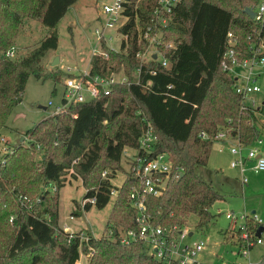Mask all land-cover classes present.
<instances>
[{
	"label": "trees",
	"instance_id": "16d2710c",
	"mask_svg": "<svg viewBox=\"0 0 264 264\" xmlns=\"http://www.w3.org/2000/svg\"><path fill=\"white\" fill-rule=\"evenodd\" d=\"M77 1L0 0V133L23 100L31 75L57 78L43 75L42 59L49 50L58 48L57 25ZM260 2L180 0L164 29L163 41L176 46L171 50L161 46L170 62L164 67L154 59L142 64L138 56L149 44L144 30L151 23L159 0H130L128 19L121 27L128 38L119 51L106 47L109 59L96 55L90 65L93 73L104 75L123 70L130 83L117 84L109 95L71 103L66 111L51 114L26 131L30 145L11 147L5 153L6 161L0 163V233L10 226L7 217L15 212L11 200L17 192V205L28 212L22 221L15 222L10 237L8 250L19 264L25 255L31 260L27 264H39L41 252L49 247L58 248L61 264H75L81 249L89 252V245L94 250L88 264H164L148 254L143 242L124 244L118 237L120 229L138 225V211L130 197L136 177L123 164V150L126 146H139L148 122L159 137L156 151L168 153L172 160L167 189L160 195H149L145 201L154 223L182 225L185 217L193 214L198 217L197 228L204 229L215 218L210 208L225 194L207 181L198 167L208 165L213 137L221 128H229L247 145L258 137L255 121L261 109L248 104L242 107V96L233 86L234 78L221 62L232 46L230 32L237 40L235 48L241 58L251 56L256 47L264 44V22L244 11L246 7L257 10ZM27 18L40 20L51 31L27 56L15 60L6 52L14 46ZM140 65L142 72L138 74L136 69ZM151 68H155V74L149 72ZM149 80L152 84L145 91L142 86ZM203 130L209 138L200 136ZM53 144V148H61L59 153H54ZM36 150L42 154L40 160L36 159ZM72 167L74 173H70ZM104 170H108L107 177L103 176ZM116 172L125 173L120 187L113 181ZM68 176L82 179L87 190L85 197H97L96 204L87 203L84 210L94 205L106 207L112 189L118 188L108 221L109 234L92 235L88 243L82 244L67 232L63 239L57 237V200ZM50 185L56 186L54 194ZM39 186H48L45 192L54 200L43 211L37 209L39 203L30 195ZM82 211L80 206L73 214L81 215ZM248 224L257 228L251 219ZM227 232L228 237H233L231 230Z\"/></svg>",
	"mask_w": 264,
	"mask_h": 264
},
{
	"label": "rangeland",
	"instance_id": "374dc122",
	"mask_svg": "<svg viewBox=\"0 0 264 264\" xmlns=\"http://www.w3.org/2000/svg\"><path fill=\"white\" fill-rule=\"evenodd\" d=\"M264 1V0H261ZM101 0H78L66 15L59 21L57 31L59 35V45L57 49L49 50L42 59L43 75H57V78H37L31 75L25 91L23 100L14 108L8 118L7 124L1 129L0 135L5 138L0 142V160L3 157V149L7 145L17 147L19 144L30 145V139L25 135L26 131L35 127L37 123L51 116L56 106L60 105L66 91L65 79L69 75L81 73L88 66V57L97 46V35L95 29L101 23L98 19ZM51 28L44 25L40 20L27 18L20 27V32L14 43L15 55L13 59H21L27 56L31 50L37 47L42 40L50 33ZM115 33V31H112ZM149 55V53H148ZM60 57V63L53 65L55 57ZM87 57L82 60V57ZM90 66V65H89ZM88 66V67H89ZM245 72V69L236 65L234 74ZM253 82L260 87V90L249 94L247 103L261 107L258 112L257 133L262 135L264 152V64L255 63L253 67ZM240 82H242L240 80ZM51 101V105H50ZM46 107V108H45ZM24 140L21 141L22 137ZM56 138L53 140L55 142ZM25 143V144H24ZM236 143L231 140L217 141L213 144L208 165L198 167V172L215 187L225 194V198L219 199L211 206L210 210L215 214V218L204 228L198 229V217L189 215L185 217V222L191 230L195 231L193 240L203 238L207 241V248L199 253V264H250L260 261L264 255V246L256 244L250 249V258L242 257L239 253L240 244L237 237H228L231 220L227 217L230 211L240 215L242 213L252 214L253 211L264 218V170H254L249 163L245 175L248 182L243 185L240 178V169L232 167L233 155L229 150V144ZM221 144L223 148L220 149ZM54 144L52 145L53 148ZM54 153H59L61 148L55 149ZM36 159L40 160V151H34ZM13 159V158H12ZM11 159V160H12ZM123 164L128 169L125 161ZM125 179V173L116 172L114 182L120 184ZM55 185H50V190L54 194ZM48 186H39L30 191V195L35 196L39 203L37 209L43 211L52 205L54 200L45 192ZM9 192V190H8ZM87 190L81 178L68 176L67 183L59 190V227L56 229L57 237H64L66 233L63 228L68 223L73 229L87 228L95 237L109 234V218L112 214L114 201L113 196L108 205L102 209L95 205L90 210H83L81 215H71L81 206ZM20 192L12 198V205L15 212L7 217L10 226L4 228V233H0V263L19 264L16 257H12L9 252L10 237L13 234L12 227L18 220H23L28 212L17 205ZM80 205V206H79ZM242 220L239 219L237 227ZM42 261L39 264H61L58 257V248L49 247L41 252ZM81 261L88 264L89 257L81 249ZM24 260V262H22ZM21 264H27L31 260L28 255L20 259Z\"/></svg>",
	"mask_w": 264,
	"mask_h": 264
},
{
	"label": "built area",
	"instance_id": "2783aa9c",
	"mask_svg": "<svg viewBox=\"0 0 264 264\" xmlns=\"http://www.w3.org/2000/svg\"><path fill=\"white\" fill-rule=\"evenodd\" d=\"M179 1L159 0L151 23L144 30V37L149 40V44L145 50L138 52L142 64L148 59H154L158 60L164 67L169 66L170 62L168 61L166 52L161 49V46L164 45L169 50L175 49L176 47L174 42H164L163 34L168 18ZM129 3L130 0H101L98 17L101 25L95 29L97 46L94 47L93 52L88 57V66L91 65L96 55H101L103 58L109 59L110 53L106 47L114 51H119L123 40L128 38V33L123 32L121 27L128 19L126 10L128 9ZM255 11V18L264 22V1L260 2ZM112 31H115V33H112ZM229 36V42L232 46L225 53L221 62L222 67L234 78L233 86L236 92L242 96V107L245 108L247 104L256 107L255 104L247 103L246 98L249 94L260 90V87L253 83L257 78V76H254L253 67L255 63L264 64V44L262 43L256 47L251 56L241 58L240 53L235 48L237 40L234 38L232 32H230ZM15 53V47L12 46L6 52V55L13 58ZM154 55L157 56L154 57ZM86 59L87 57H82L83 61ZM236 65L244 68L245 72L235 75ZM88 66L81 73L66 77V91L62 102L56 106L52 114L66 111L68 105L71 103L88 102L102 95H109L113 87L117 84L130 83L128 75L123 70L104 75L101 73H93L90 70V66ZM136 70L138 74H141L142 65L138 66ZM149 72L155 74L156 70L155 68H151ZM151 84L152 81L149 80L142 87L145 91H148ZM73 116H77V114ZM200 136L209 138V134L204 130L200 132ZM1 140L4 141L5 138L1 136ZM227 140L236 142L229 144V150L234 157L231 161V166L240 169L241 182L245 185L248 182L245 171L249 163L251 164L250 167L256 171L264 170V152L261 149L263 138L258 136L253 144L247 145L241 141L239 135H232L229 128H221L213 137L214 142ZM158 141L159 137L154 127L148 122L146 129L140 137L139 146H126L123 150V161L127 163L129 172L136 177V184L132 186L130 197L134 207L138 211L136 218L138 225L136 228H130L128 230L120 229L118 237L124 244H130L135 241L143 242L148 254L164 264H199V260L197 259L198 255L207 248V241L203 238L193 240L195 231L191 230L186 222L182 225L174 224L171 226L155 224L147 211L146 198L149 195H160L167 189L170 172L172 170V160L169 154L156 151ZM10 148L11 146L9 145L4 147L3 157L0 163L6 161L4 156L7 151H10ZM70 173H74L73 167L70 169ZM107 175L108 170H104L103 176L107 177ZM116 185L120 187L121 183ZM55 189L56 187H54ZM117 193L118 188H113L112 197L116 196ZM96 201V196L85 197L81 203V208L84 210L87 203L96 204ZM74 216L75 214H72L71 218ZM227 217L232 221L229 230L233 232V237L238 238L240 255L245 258H250V249L254 245L259 244L264 246V218L255 212L252 214L242 213L238 215L233 211L228 212ZM13 219L14 216H12L11 220ZM239 219L242 220V223L237 227L236 225ZM249 219L255 222L257 228L254 229L249 226ZM260 227H262V231L258 235V229ZM63 228L70 238L78 237L81 244L83 242L88 243L92 236L87 228L73 229L68 223H65ZM111 233H113V230H111ZM93 250V246L89 245V252H87L89 258L93 254ZM75 264H83V262L79 258ZM224 264L231 263L226 262ZM250 264H264V255L260 261Z\"/></svg>",
	"mask_w": 264,
	"mask_h": 264
},
{
	"label": "water",
	"instance_id": "95a60500",
	"mask_svg": "<svg viewBox=\"0 0 264 264\" xmlns=\"http://www.w3.org/2000/svg\"><path fill=\"white\" fill-rule=\"evenodd\" d=\"M244 11H245L246 13H248L252 18H255V17H256V11L253 10L252 8H250V7H246V8L244 9ZM156 56H157V55H154V57H156ZM59 63H60V57L57 56V57H55V59H54V61H53V65H56V64H59ZM45 108H46V107H45ZM24 138H25V136L22 137L21 141H23ZM253 213H254V211H253ZM261 231H262V227H260V228L258 229V235H260Z\"/></svg>",
	"mask_w": 264,
	"mask_h": 264
},
{
	"label": "crops",
	"instance_id": "0c3cea01",
	"mask_svg": "<svg viewBox=\"0 0 264 264\" xmlns=\"http://www.w3.org/2000/svg\"><path fill=\"white\" fill-rule=\"evenodd\" d=\"M75 4H76V3H74L73 5H75ZM73 5H72V6H73ZM72 6H71V7H72ZM71 7H70V8H71ZM70 8L68 9V11L70 10ZM68 11H67V12H68ZM258 108H260V109H261V107H260V106H259ZM258 136L262 137V135H261V134H258ZM223 145H224V144H223ZM223 145L221 144V147H220V149H222V148H223Z\"/></svg>",
	"mask_w": 264,
	"mask_h": 264
}]
</instances>
